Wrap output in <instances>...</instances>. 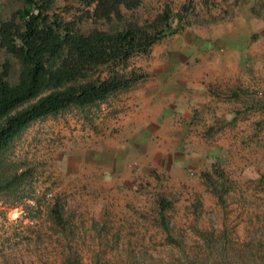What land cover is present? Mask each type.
<instances>
[{
    "label": "rangeland",
    "instance_id": "374dc122",
    "mask_svg": "<svg viewBox=\"0 0 264 264\" xmlns=\"http://www.w3.org/2000/svg\"><path fill=\"white\" fill-rule=\"evenodd\" d=\"M20 5L0 0V19ZM164 7L171 32L124 70L147 79L168 73L165 85H183L179 96L192 111L185 143L196 154L178 173L99 182L82 153L120 133L125 90L31 122L0 155L6 175L25 172L0 190V264H264V0H141L121 8V22L84 18L77 26L145 25ZM82 9L78 0H53L50 11L72 20ZM6 59L12 82L17 64L0 49V64ZM66 154L75 158L68 166ZM160 198L169 203L167 232Z\"/></svg>",
    "mask_w": 264,
    "mask_h": 264
},
{
    "label": "trees",
    "instance_id": "16d2710c",
    "mask_svg": "<svg viewBox=\"0 0 264 264\" xmlns=\"http://www.w3.org/2000/svg\"><path fill=\"white\" fill-rule=\"evenodd\" d=\"M17 1L21 7L0 19V49L17 64L12 82L10 61L0 64V155L31 122L96 106L144 78L136 69L124 70L125 61L171 32L168 7L145 25L127 21L113 31L87 32L77 26L84 18L121 22V8L134 9L141 0H78L83 9L72 20L50 11L53 0ZM24 175L14 172L9 177L0 168V190ZM168 206L163 198L158 200L159 224L166 232L162 211ZM60 211L58 205L50 210L57 225L64 223Z\"/></svg>",
    "mask_w": 264,
    "mask_h": 264
},
{
    "label": "crops",
    "instance_id": "0c3cea01",
    "mask_svg": "<svg viewBox=\"0 0 264 264\" xmlns=\"http://www.w3.org/2000/svg\"><path fill=\"white\" fill-rule=\"evenodd\" d=\"M169 75L157 74L148 79L145 76L135 87L125 89L127 100L123 104L120 133L113 141L104 140L98 148L82 153V164L90 173H97L99 182L130 184V175L152 170L178 173L188 162V153L196 154L185 143L192 124L191 108L179 96L178 89L183 85L175 89L165 85ZM231 93L235 96V92ZM116 96L102 103H109ZM61 157H66L68 166L72 156Z\"/></svg>",
    "mask_w": 264,
    "mask_h": 264
}]
</instances>
